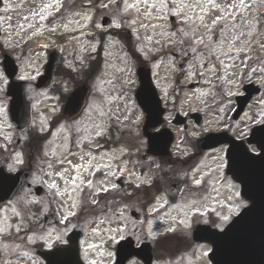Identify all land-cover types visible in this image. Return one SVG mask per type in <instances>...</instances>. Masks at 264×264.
Segmentation results:
<instances>
[{"label": "rangeland", "instance_id": "rangeland-1", "mask_svg": "<svg viewBox=\"0 0 264 264\" xmlns=\"http://www.w3.org/2000/svg\"><path fill=\"white\" fill-rule=\"evenodd\" d=\"M57 1L61 0H3L0 8V158H9L8 170L13 171L20 162V156L12 152V143L15 142L13 138L19 136L24 139L26 134L24 130L16 131L7 112L9 97L5 95V90L8 79L1 65L2 50L16 60L18 72L15 79L27 80L25 93L32 101L30 130L37 137H45L41 145L45 159L40 162L46 164L47 181L58 184L59 177L63 184H68L66 189H62L64 194L73 185L91 182L88 166L79 160L82 159L81 151L85 155L88 152L80 148L84 137L100 134L102 126L110 122L116 124L118 130L130 125L132 132L133 125L142 118L141 111L131 100L132 91L137 85L135 66L130 54L120 47L116 32L123 30L130 33L140 56L152 60L150 64L155 83L164 99L170 102L176 100L179 91L174 88L176 84L173 78L180 74V83L184 84L182 99L185 100L182 103L186 108L201 107L212 99L221 101L219 113L207 112L208 118L203 129L223 121L224 114L232 105V94L241 90L242 84L248 81L260 84L263 88L254 96L242 118L236 123V129L264 120V0H124L121 5L108 0L114 5L111 16L113 23L103 27L100 17H95L96 31L103 37V40L100 39L103 47L102 61L100 66L96 63L90 69L87 68V52L98 45L96 37L90 38L86 34L91 33L87 31L86 24L93 13L82 11L81 2L76 0L72 2L75 5L70 4L66 15L50 20L51 17L48 16ZM108 1H104L105 7H108ZM168 2L171 8L168 7ZM171 15L174 16V21L169 19ZM84 23L86 24L83 26ZM51 49H56L60 54L59 71L54 77L58 89H71L85 78H89L90 82L91 92L86 109L78 118L69 122L55 118L62 103H57L55 96L51 95L53 89H36L33 84L43 72L47 53ZM171 51L182 55L185 61L183 69L178 67L180 60H176L170 54ZM62 69L71 72L68 79L72 80V84L62 78L68 75ZM191 80L202 82L192 93L185 85ZM216 91H220V97L216 96ZM173 107L174 105H170L169 109ZM50 123L55 125L47 135ZM134 135L124 136L121 141L118 139L121 145H116V149H111L110 152H100L94 159L91 165L96 168V179L94 177L93 180L97 181L94 182L93 194L109 188L114 176L119 173H132L129 178L135 182L145 183L150 180L146 174L143 178L140 177L135 168L126 166L124 160H118L129 142L133 146L140 145V136ZM71 136H74L73 144L69 140ZM71 146L79 148L77 156L68 153ZM187 151V147L182 148L183 153ZM216 151H208L196 160H183L182 163H175V166H161L160 180L164 178L165 172L175 173V179L179 180L189 176V183L197 184L196 181H200L201 186L193 188L197 190L196 194L204 195L202 201L188 200V203L179 204L176 212L165 213L162 223L169 225L174 219H179L188 227L193 209L212 207L217 216L214 219L216 224L222 226L245 204L239 196L238 185L233 184L224 172L220 151ZM65 152L68 156L63 155ZM115 155L116 160L113 159ZM54 159H59L56 163L58 167H49L48 164H52ZM106 165L110 169L106 170ZM36 172H41V168L38 167ZM100 177H104V182L98 181ZM173 180L174 178L171 181ZM191 192L192 190L188 191V194ZM135 193L138 194L137 198L141 196V193ZM35 200L37 206L42 205L35 217L50 209L46 201L43 203L41 198L26 194H19L0 206V264H40L30 250L31 243L43 240L50 244L51 241L62 238L70 228L36 226L33 233L29 232L31 228L29 229L28 220L33 216L34 207L31 205ZM71 205L68 203L61 207L55 202L57 215L62 219L70 214L75 210L70 208ZM115 213L120 215L115 216ZM121 218L122 210L119 205L115 210L109 206L97 218L91 216L85 219L89 232L83 242V257L89 264H109L108 250L111 240L121 235L116 231L117 227H122ZM151 223L155 225L156 221ZM207 248V245H202L195 250L191 247L188 250L182 249L179 256L156 264H209L205 255Z\"/></svg>", "mask_w": 264, "mask_h": 264}, {"label": "flooded vegetation", "instance_id": "flooded-vegetation-1", "mask_svg": "<svg viewBox=\"0 0 264 264\" xmlns=\"http://www.w3.org/2000/svg\"><path fill=\"white\" fill-rule=\"evenodd\" d=\"M233 121H231L227 131L235 138H244L245 133H240V130L235 129ZM164 125L170 127L172 124L171 122L164 121ZM192 127L195 126L192 124ZM187 128L185 130H187ZM146 132L150 133L154 132V130L149 129ZM138 136H140L139 139L141 140L140 145L133 146L129 144L128 150L129 152H131V150L133 152L137 151V153H134L135 156L143 157V162L149 164L152 169L160 170L162 165V167L171 165L175 166V163L179 161L180 155L176 153V148L174 146L175 141L170 144V147L168 148L169 154L167 156H159L147 152L148 144L146 136H143L142 132L138 134L137 137ZM90 140L93 141V138ZM42 143V137H36L35 134L29 133L24 137V139L18 138L15 144L17 151H19L22 158L21 168L29 171V178L27 180L29 184L28 182H25L22 190H29L31 193L35 191L36 188L37 190H41L42 194L38 197L44 198L50 205L51 210L46 211L41 215V217H38L36 225L42 228L50 225L58 229L70 226V230L83 231L85 237L87 235L86 231H88L84 222L85 215H89V217H91L93 211H98L103 199L101 195L96 196L94 199L91 189L93 187L92 184L89 188L87 186L78 187L75 191H73L74 195L72 202L76 207L74 211L75 215L69 218L65 217L63 218V221H61L56 213V210L53 208L52 199L54 200V197L51 196L53 193L52 187L45 183L42 172H36V169L39 166H41L42 169L44 168V165L39 162L42 159ZM99 143H101V141H99L98 144ZM200 143L201 137H195L192 139L186 138L184 146L188 148L190 158L199 156L207 151L201 149ZM72 150L73 149H71L70 152ZM99 151L100 147L94 154L97 155ZM91 154L93 153L91 152ZM163 177L164 180L162 181L159 179L158 173H156L153 182L151 183H123L121 185L115 184L113 186L112 192H110L111 194H109L103 205L105 208H108L110 205L114 208L113 210L120 205L122 210L123 226L120 230L121 235L118 238H115L112 242L111 264H115L116 261L117 243L125 238H129L134 247H138L147 240H150L154 251L158 254L164 253L166 247L165 240H167L169 244L171 243L173 245L177 244L178 240H183L182 246L191 247L192 250H195L198 246L205 245L204 243L193 241L191 234L192 230L198 223H205L210 226H214V224H216L214 219L217 218H214L212 207H207L205 209H200L201 207H199L193 209L188 227L174 224V226L166 230L163 227V224L159 223V218L164 213L176 212L175 210L177 209V206L182 202L188 203V200L202 201L204 195L196 194L197 190L193 189L194 187L201 185L189 183L187 178L181 180V183L176 184L174 183L176 179L175 173L173 172H165ZM173 178L174 180L171 181ZM39 185L43 187L44 192L43 189L37 187ZM191 190L194 193L191 192L188 194V191ZM135 192L141 193V196L137 198L138 194ZM89 193L92 194L91 199L88 198ZM93 200L96 201V203H93ZM126 204H128V207H126ZM208 204H210V198H208ZM133 210L138 212L139 218H136L134 214L131 213ZM116 215L118 216L119 214ZM127 215L130 220L127 219ZM149 221H156L157 224L149 229ZM67 235L68 230H66L63 237L58 239L55 243L65 244ZM83 238L80 240L81 257H83L85 251V248L82 245ZM125 264H142V262L138 258L131 257Z\"/></svg>", "mask_w": 264, "mask_h": 264}, {"label": "water", "instance_id": "water-1", "mask_svg": "<svg viewBox=\"0 0 264 264\" xmlns=\"http://www.w3.org/2000/svg\"><path fill=\"white\" fill-rule=\"evenodd\" d=\"M55 61L56 54L53 53L45 65L44 74L38 79L37 87L49 86ZM2 63L10 79L6 92L11 97L8 107L10 117L18 127L22 128L30 121V103L24 93L25 82L13 80L17 67L12 58L4 55ZM139 75L140 87L136 92V98L147 112V121L152 122L151 125L146 124V126H154L162 110L151 85L148 70L141 67ZM85 92L84 86L78 87L68 97L64 112L75 115L81 108ZM253 131L250 140L256 141L261 150L260 154L253 155L243 150L239 152L234 150L228 159L227 168V172L240 182L241 195L250 203L232 219L224 231L212 230L213 234L210 231L205 232L213 245L210 257L214 264H264V125ZM152 140L153 138H150L151 143ZM20 185L21 179L18 173H6L0 168V203L12 198L18 192ZM69 264L75 262L69 260Z\"/></svg>", "mask_w": 264, "mask_h": 264}, {"label": "snow or ice", "instance_id": "snow-or-ice-1", "mask_svg": "<svg viewBox=\"0 0 264 264\" xmlns=\"http://www.w3.org/2000/svg\"><path fill=\"white\" fill-rule=\"evenodd\" d=\"M241 2H243V0H241ZM46 7H47V5H46ZM196 183L199 184L200 181H196ZM90 185H91V182H89V186H90ZM52 187H55V185H52ZM107 190H108V189H106V188H105V189H102V191H107ZM91 195H92L91 193L88 194V198H89V199H91ZM93 203H96V201L93 200ZM73 206H75V205H73ZM71 214H72V215H75V213H71ZM225 219H227V217H225Z\"/></svg>", "mask_w": 264, "mask_h": 264}, {"label": "bare ground", "instance_id": "bare-ground-1", "mask_svg": "<svg viewBox=\"0 0 264 264\" xmlns=\"http://www.w3.org/2000/svg\"><path fill=\"white\" fill-rule=\"evenodd\" d=\"M103 180H104V177H100L99 179L100 183L104 182Z\"/></svg>", "mask_w": 264, "mask_h": 264}]
</instances>
